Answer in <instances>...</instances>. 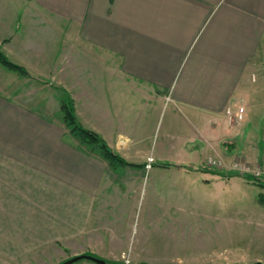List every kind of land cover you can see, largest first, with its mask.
<instances>
[{"label": "crops", "instance_id": "1", "mask_svg": "<svg viewBox=\"0 0 264 264\" xmlns=\"http://www.w3.org/2000/svg\"><path fill=\"white\" fill-rule=\"evenodd\" d=\"M0 46L29 71L0 72V264L158 261L131 224L149 156L228 140L264 162V133L241 135L264 118V0H0ZM58 87L130 164L69 131Z\"/></svg>", "mask_w": 264, "mask_h": 264}, {"label": "rangeland", "instance_id": "2", "mask_svg": "<svg viewBox=\"0 0 264 264\" xmlns=\"http://www.w3.org/2000/svg\"><path fill=\"white\" fill-rule=\"evenodd\" d=\"M0 72L15 73L1 62ZM243 122L241 135H252L260 143L264 118H245ZM256 147L253 143V151L248 155L255 154ZM192 148L185 164L153 166L154 160L146 168L145 178L136 182V193H140L131 224L137 238L145 232L149 256L158 260L138 264L262 262L256 259L264 257V187L248 176L252 175L250 172H240L232 165L240 160L250 167L264 162L230 155L223 144L216 148ZM211 167L226 172L213 173L208 171ZM127 261L132 264L128 257L117 264Z\"/></svg>", "mask_w": 264, "mask_h": 264}, {"label": "trees", "instance_id": "3", "mask_svg": "<svg viewBox=\"0 0 264 264\" xmlns=\"http://www.w3.org/2000/svg\"><path fill=\"white\" fill-rule=\"evenodd\" d=\"M0 62L8 69L17 71L24 75H29V71L23 65L14 62L11 60L8 55L1 49L0 47ZM63 95L61 99V110L63 113V119L66 125L69 127L70 132L78 136L81 142L86 145L91 150H98L102 153V155L109 159L111 163H121V164H130L126 159H124L121 155L116 153L107 143V141L96 131L89 129L83 125V123L79 120L76 113V105L75 100L72 97L71 93L65 89L64 87H58ZM224 146L228 149H231L232 145L231 141L225 140L222 142ZM208 171L218 174H225V170H221L218 167H211ZM255 179V181L262 187H264V179L257 178L253 175H248ZM90 255H94L91 253H86ZM109 264H117L116 262H112L107 260ZM253 264H262L260 262H256Z\"/></svg>", "mask_w": 264, "mask_h": 264}, {"label": "built area", "instance_id": "4", "mask_svg": "<svg viewBox=\"0 0 264 264\" xmlns=\"http://www.w3.org/2000/svg\"><path fill=\"white\" fill-rule=\"evenodd\" d=\"M244 112H245L244 106L234 107L233 105H229L226 109V114L228 118L236 122H241L243 120ZM154 160L155 159L153 156H149L147 158L146 168L149 169L152 166ZM232 168L240 172H243V173L250 172L252 175H254V177L264 179V163L259 164L255 167H250L248 163L240 160V161L234 162L232 165ZM127 264H128V261H127Z\"/></svg>", "mask_w": 264, "mask_h": 264}, {"label": "water", "instance_id": "5", "mask_svg": "<svg viewBox=\"0 0 264 264\" xmlns=\"http://www.w3.org/2000/svg\"><path fill=\"white\" fill-rule=\"evenodd\" d=\"M83 258H88V259H92L94 261H96L97 263H100V264H109L104 258H101V257H97V256H94V255H90V254H79V255H75L65 261H63L61 264H72L73 262L79 260V259H83ZM262 263V262H260ZM263 264V263H262Z\"/></svg>", "mask_w": 264, "mask_h": 264}]
</instances>
